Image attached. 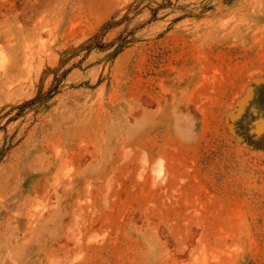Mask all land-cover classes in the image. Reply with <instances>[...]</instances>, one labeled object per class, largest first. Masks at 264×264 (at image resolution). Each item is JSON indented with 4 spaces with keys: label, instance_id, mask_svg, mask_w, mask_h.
Returning <instances> with one entry per match:
<instances>
[{
    "label": "rangeland",
    "instance_id": "obj_1",
    "mask_svg": "<svg viewBox=\"0 0 264 264\" xmlns=\"http://www.w3.org/2000/svg\"><path fill=\"white\" fill-rule=\"evenodd\" d=\"M0 264H264V0H0Z\"/></svg>",
    "mask_w": 264,
    "mask_h": 264
}]
</instances>
